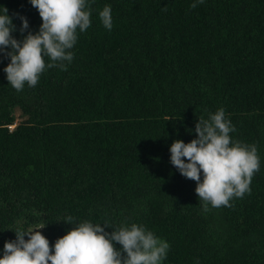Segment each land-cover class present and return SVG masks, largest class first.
<instances>
[{"label": "trees", "instance_id": "obj_1", "mask_svg": "<svg viewBox=\"0 0 264 264\" xmlns=\"http://www.w3.org/2000/svg\"><path fill=\"white\" fill-rule=\"evenodd\" d=\"M191 3L93 0L73 61L19 92L0 53V255L11 229L45 225L51 245L72 216L144 224L170 243L163 264H264V0ZM105 4L111 31L98 17ZM3 6L17 39L27 31L16 13L38 31L30 0ZM221 107L230 135L257 145L260 169L250 193L205 212L169 146Z\"/></svg>", "mask_w": 264, "mask_h": 264}, {"label": "clouds", "instance_id": "obj_2", "mask_svg": "<svg viewBox=\"0 0 264 264\" xmlns=\"http://www.w3.org/2000/svg\"><path fill=\"white\" fill-rule=\"evenodd\" d=\"M92 2L30 0L42 23L33 33L28 31L27 16L16 13L21 21L20 33L23 35L27 31L22 39L12 35L17 26L7 7L0 8V53L10 58L3 69L8 84L19 92L25 85L35 87L46 69L66 68L74 59L72 49L78 34L92 24ZM202 3L204 0H192L189 7L194 9ZM98 17L104 28L111 31L110 4L98 11ZM194 131L197 136L190 142L175 139L170 144V163L183 176L197 182L195 192L203 211H209L210 206L230 207L233 198L251 192V180L261 162L257 145L241 142L230 135L236 131L235 125L223 107L208 112L206 118L200 116ZM63 221L74 227L51 245L39 231L45 225L11 229L16 238L4 242L0 264H163L168 256L170 243L142 223L122 222L116 226L106 220L94 223L72 216ZM106 226L113 230L106 231ZM117 243L121 247L117 248Z\"/></svg>", "mask_w": 264, "mask_h": 264}, {"label": "rangeland", "instance_id": "obj_3", "mask_svg": "<svg viewBox=\"0 0 264 264\" xmlns=\"http://www.w3.org/2000/svg\"><path fill=\"white\" fill-rule=\"evenodd\" d=\"M17 115H18V121L22 119V117L20 116V110H17Z\"/></svg>", "mask_w": 264, "mask_h": 264}]
</instances>
